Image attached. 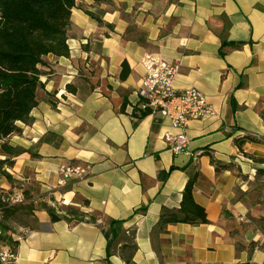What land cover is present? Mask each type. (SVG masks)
<instances>
[{
	"label": "crops",
	"instance_id": "crops-1",
	"mask_svg": "<svg viewBox=\"0 0 264 264\" xmlns=\"http://www.w3.org/2000/svg\"><path fill=\"white\" fill-rule=\"evenodd\" d=\"M68 37L7 139L22 153L0 187L35 206L5 230L16 264H264V0H77ZM147 53L179 63L178 91L196 87L220 113L189 123L184 153L164 142L167 120L133 117ZM67 164L91 172L60 186ZM195 175L208 223L156 232Z\"/></svg>",
	"mask_w": 264,
	"mask_h": 264
},
{
	"label": "trees",
	"instance_id": "trees-1",
	"mask_svg": "<svg viewBox=\"0 0 264 264\" xmlns=\"http://www.w3.org/2000/svg\"><path fill=\"white\" fill-rule=\"evenodd\" d=\"M77 0H0V176L11 180L7 168L14 165L13 157L22 150L12 147L7 139L19 131L18 122L31 120V113L38 105V92L43 87L45 57L54 55L67 57L70 54L68 30L72 11ZM130 74L127 63H123L121 79ZM71 89V86L69 87ZM141 101L134 105L133 117L141 119L151 114L142 108ZM126 104L124 103V108ZM264 118V111L262 112ZM247 139L253 140L248 137ZM245 140H238L242 147ZM197 176L187 182L179 208H164L154 230L164 232L170 224H207L206 210L194 198ZM43 207V206H42ZM45 207V206H44ZM33 204L2 207V225L11 234L10 222L34 212ZM67 214L72 220L82 222L88 217L79 210L70 208ZM90 220L96 221L95 216ZM71 221V220H70ZM16 246L17 241L7 238ZM132 258L128 259L131 263ZM2 264V263H0Z\"/></svg>",
	"mask_w": 264,
	"mask_h": 264
},
{
	"label": "built area",
	"instance_id": "built-area-1",
	"mask_svg": "<svg viewBox=\"0 0 264 264\" xmlns=\"http://www.w3.org/2000/svg\"><path fill=\"white\" fill-rule=\"evenodd\" d=\"M145 75L137 88V95L142 108L151 110L167 120L176 133L165 132L164 142L175 155L189 149L190 139L187 135L189 123L209 117L220 118V113L210 104L207 96L196 87L178 91L175 83L180 74V64L166 60L157 54H145L141 59ZM89 165H62L58 171L59 185L65 186L68 180H84L89 176ZM24 191L21 189H4L0 187V263L16 264V246L6 237L2 225V207L24 204ZM25 232V231H23ZM21 239V237L19 238Z\"/></svg>",
	"mask_w": 264,
	"mask_h": 264
},
{
	"label": "rangeland",
	"instance_id": "rangeland-1",
	"mask_svg": "<svg viewBox=\"0 0 264 264\" xmlns=\"http://www.w3.org/2000/svg\"><path fill=\"white\" fill-rule=\"evenodd\" d=\"M0 156H2V155H0ZM14 189H21V190H23L22 188H14ZM23 191H24V190H23ZM24 194H25V198H26V201H25L24 204H26V203L29 201V198H28L27 194L25 193V191H24ZM24 204H21V205H24ZM3 228H4V227H3ZM4 230H5V228H4ZM5 233H6V231H5Z\"/></svg>",
	"mask_w": 264,
	"mask_h": 264
}]
</instances>
